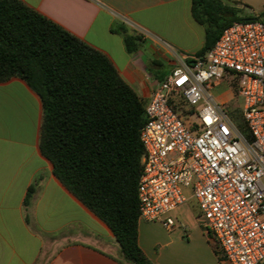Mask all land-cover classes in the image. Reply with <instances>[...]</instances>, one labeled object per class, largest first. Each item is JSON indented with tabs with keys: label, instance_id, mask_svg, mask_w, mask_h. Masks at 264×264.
I'll use <instances>...</instances> for the list:
<instances>
[{
	"label": "crops",
	"instance_id": "0c3cea01",
	"mask_svg": "<svg viewBox=\"0 0 264 264\" xmlns=\"http://www.w3.org/2000/svg\"><path fill=\"white\" fill-rule=\"evenodd\" d=\"M23 1L106 54L146 103L179 58L199 54L207 39L193 0ZM123 28L140 37L137 51H128ZM42 120V99L24 79L0 82V264H128L110 226L55 175L40 147ZM193 215L180 207L172 230L139 220L140 246L154 264H229Z\"/></svg>",
	"mask_w": 264,
	"mask_h": 264
},
{
	"label": "built area",
	"instance_id": "2783aa9c",
	"mask_svg": "<svg viewBox=\"0 0 264 264\" xmlns=\"http://www.w3.org/2000/svg\"><path fill=\"white\" fill-rule=\"evenodd\" d=\"M223 83L240 107L214 97ZM146 115L140 219L172 230L195 199L229 264H264V23L235 21L204 54L179 58Z\"/></svg>",
	"mask_w": 264,
	"mask_h": 264
},
{
	"label": "trees",
	"instance_id": "16d2710c",
	"mask_svg": "<svg viewBox=\"0 0 264 264\" xmlns=\"http://www.w3.org/2000/svg\"><path fill=\"white\" fill-rule=\"evenodd\" d=\"M232 9L223 0H193V16L207 29L199 54L235 21L252 20L240 19ZM123 30L128 51H137L140 37ZM15 76L42 99L40 147L55 175L110 226L128 264H154L139 243L146 101L102 51L23 0H0V82ZM36 186L29 188L25 204Z\"/></svg>",
	"mask_w": 264,
	"mask_h": 264
},
{
	"label": "rangeland",
	"instance_id": "374dc122",
	"mask_svg": "<svg viewBox=\"0 0 264 264\" xmlns=\"http://www.w3.org/2000/svg\"><path fill=\"white\" fill-rule=\"evenodd\" d=\"M223 2L229 6L233 7V11L240 19H252L261 21L264 23V0H223ZM233 17V14L225 16L223 20ZM214 97L222 104L226 105L227 107L233 108L234 106H241L242 100L238 97H235L231 87L223 83L221 86L215 88L213 91ZM238 116V117H237ZM236 118L239 121H242L240 115L237 114ZM193 214L199 219L198 216V207L196 205V200L192 199L190 202L187 203ZM186 216L190 215L189 209L186 207ZM193 215V216H194ZM202 231L199 227L194 231V236H198L200 238ZM187 241L189 238L184 237Z\"/></svg>",
	"mask_w": 264,
	"mask_h": 264
},
{
	"label": "bare ground",
	"instance_id": "6f19581e",
	"mask_svg": "<svg viewBox=\"0 0 264 264\" xmlns=\"http://www.w3.org/2000/svg\"><path fill=\"white\" fill-rule=\"evenodd\" d=\"M13 93V92H12Z\"/></svg>",
	"mask_w": 264,
	"mask_h": 264
}]
</instances>
